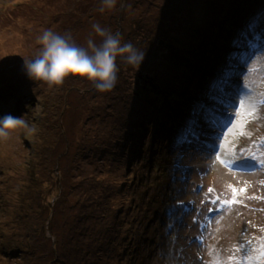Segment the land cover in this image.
Returning <instances> with one entry per match:
<instances>
[{
	"label": "rangeland",
	"instance_id": "rangeland-1",
	"mask_svg": "<svg viewBox=\"0 0 264 264\" xmlns=\"http://www.w3.org/2000/svg\"><path fill=\"white\" fill-rule=\"evenodd\" d=\"M102 7V0H0V106L15 101L20 112L14 117L34 129H17L0 141V264H44L55 239L71 249L74 232L87 236V223L99 221L111 230L110 240L99 243H109L102 264H212L217 258L247 264L243 257L255 255L264 237V170L257 161L264 160V85L258 76L248 77L252 94L244 108L247 113L255 105L257 113L240 118L237 92L246 77L235 75L218 89L213 84L229 65L227 55L244 50L226 48L252 16L264 12V0H117L113 9ZM94 23L143 51L141 63L133 67L118 57V82L108 92L69 76L60 86L33 79L29 98L18 96L28 85L24 60L38 53L45 29L71 33L86 47L90 35L101 39ZM185 29L200 38L192 46L180 41ZM168 39L173 50L179 47L175 54H166ZM187 60L201 69L196 76V69L183 67ZM166 62L182 68L181 76L170 73L167 81L176 90L184 83L183 108L196 112L182 110L184 123L159 119L161 106L148 92ZM21 77L25 84L12 91ZM202 78L203 87L197 86ZM223 104L231 105L227 112L240 127L218 125L224 132L216 140L212 126L227 113ZM142 112L149 115L142 118ZM190 120L194 134L181 142ZM175 122L181 123L176 131L170 126ZM195 143L202 153L194 151ZM49 175L51 184L42 183ZM229 186L245 192L238 203L222 206L232 199ZM65 203H77L72 216ZM52 211L53 225L64 232L54 237L47 229L42 238L40 224ZM95 234L103 236L98 229ZM68 258L74 262V254Z\"/></svg>",
	"mask_w": 264,
	"mask_h": 264
},
{
	"label": "clouds",
	"instance_id": "clouds-1",
	"mask_svg": "<svg viewBox=\"0 0 264 264\" xmlns=\"http://www.w3.org/2000/svg\"><path fill=\"white\" fill-rule=\"evenodd\" d=\"M117 0H102L104 8L113 9ZM97 41L93 36L87 39V46L78 45L71 33L63 35L45 29L38 37L41 45L34 58L24 60V69L30 79L39 80L49 86H60L69 76L82 77L91 81L100 92L111 91L118 82L119 57L127 65L138 66L144 52L131 43H122L121 36L113 34L98 23L92 25ZM25 128L27 123L18 117L5 115L0 118V141H6L17 129ZM244 142L241 143V145Z\"/></svg>",
	"mask_w": 264,
	"mask_h": 264
},
{
	"label": "trees",
	"instance_id": "trees-1",
	"mask_svg": "<svg viewBox=\"0 0 264 264\" xmlns=\"http://www.w3.org/2000/svg\"><path fill=\"white\" fill-rule=\"evenodd\" d=\"M249 1H244L242 3V8L241 10L245 7L244 4H247ZM255 7V6H254ZM254 7L250 8V9H246V10H252ZM245 11V10H244ZM185 34L181 36L182 39H180L181 42H183L184 44L188 45V46H192L193 41L200 39L197 36H195V31L193 32H189V30L185 29L184 30ZM166 39V38H165ZM163 38V41L165 40ZM189 41V43H187ZM167 44V53L168 55L171 54H175L176 51L179 49L178 46H175L176 50H173V47H170V39H168L166 41ZM194 52V51H193ZM184 64L188 70H194L196 69L197 73L195 74V76L201 71V69H199L197 66L191 64V61L187 60L184 62ZM159 65H164V73H161L160 71L156 70V75L160 76V78L157 79H153L151 81L152 83V90L148 91L151 97H155L158 100H156V106H161V112H160V118H167L168 116V120L165 121L167 122V124H169V121L172 118H176V120H181V123L186 122L183 118L185 117L183 113L181 114L180 112L182 110H185L187 113H189L188 115H191L193 112L187 111L185 108H183V101L184 99H186V95L184 94V92H182V88H183V84L181 85L179 90L173 89L172 88V83L168 82L167 79L169 78L170 73L172 75L175 74H179V76H181L183 74V72L181 71L182 68L181 67H177V70L175 71L173 66H169L168 63L166 62V64H159ZM195 71V72H196ZM190 73L186 74L185 76H189ZM155 75V76H156ZM24 78L27 79L28 81V85L25 88L19 89V95L20 97L23 98H29V94H30V85L31 83H33V79H30L29 77H27L26 75H24ZM195 78V77H194ZM18 82H16V87H10L13 90H17V88H20L21 86H23L25 84V82H22L23 79L18 78L17 79ZM191 84H193V79L190 80ZM205 82V78H202V80L197 84V86H199L201 84V87H203V84ZM0 89H2L0 87ZM24 93V94H23ZM157 94H160L159 97H156ZM17 96V97H18ZM214 97H212L213 99ZM0 103H4L3 100H0ZM210 103V102H209ZM209 103H207V107L209 106ZM3 104L0 106V118H2L5 115H18V113L20 112V110H18L19 106L16 107V102L14 101V103L9 104V108H4L2 107ZM149 107L146 106L145 107V111H147ZM158 111V109H157ZM13 115V116H14ZM149 115V113H141V117L145 118ZM172 115V116H171ZM150 120H148L149 122ZM151 122V121H150ZM159 122V121H158ZM181 123H174L173 125H170L172 130L176 131L178 129V127L181 125ZM182 130L180 131L179 134H181ZM46 179L44 180L45 182L42 183H50L51 184V180L52 177L49 175L48 177H45ZM41 183V184H42ZM44 196V195H42ZM80 200V198H78L76 200V202L78 203V201ZM77 203L72 207V204H68L65 203V211L68 215L72 216L71 212L74 210V207L76 208ZM40 209L41 207H43L42 203L40 204ZM64 207V208H65ZM48 212L44 217V219H42L43 221L41 222L40 226H41V232L43 233V235L41 236L42 238L44 237V232L48 229L49 231H51L52 235L55 236H62L64 229H61L59 225L52 223V217H53V211L51 212V215L48 217ZM93 214L88 213L87 216L90 217ZM74 216H77V213L74 214ZM104 216L102 217V219L99 218V220H103ZM55 220V217H54ZM102 223V222H101ZM100 221L98 222V224H95L94 222L91 223H87L88 228H86L88 230V235L85 236V234L80 231L79 233L74 232V235L71 238V244L72 247L70 249V247L67 249V247L65 248H60L59 246V240L55 239L54 243H51V252L49 254V257H52L50 259H48L47 261L44 262V264H102L104 260H107V253H109V250H106L107 246H109V243H107L106 245H103L102 247L99 245V243L103 240H110V236L109 234H111V230L110 227L108 228H102L99 226ZM122 227V226H121ZM95 229L100 230V234H102L103 236L100 237L101 235L99 234H95ZM78 237V238H77ZM86 237L92 238V244L88 243L86 240ZM81 238H84L81 239ZM71 254H74V262H71L69 260V255L71 256ZM106 262V261H104Z\"/></svg>",
	"mask_w": 264,
	"mask_h": 264
},
{
	"label": "snow or ice",
	"instance_id": "snow-or-ice-1",
	"mask_svg": "<svg viewBox=\"0 0 264 264\" xmlns=\"http://www.w3.org/2000/svg\"><path fill=\"white\" fill-rule=\"evenodd\" d=\"M233 46L238 49H244L242 51L233 53L229 57V65L223 73V77L213 84V89L220 88L224 83H226L231 77L235 75H244L246 78L241 85V89L237 92V96L240 97V107L235 109L237 117L243 118L245 115H255L257 113V108L254 105L253 110L245 112L244 104L245 98L250 97L252 92L249 85L253 83L248 77L258 76L259 83L264 85V12H258L252 16L246 23L245 27L240 31L238 37L233 41ZM232 61H235L233 63ZM242 66L245 71L240 73L237 71L238 67ZM260 97L264 98V92L259 94ZM264 104V100L261 101ZM235 108L233 103L232 105ZM200 107H203L202 105ZM193 115H196L194 111ZM215 120V117H213ZM231 118L228 119L226 123H231ZM219 123V121H216ZM195 125V120H190L187 126L182 130L180 135V140L183 142L188 135L194 134L193 126ZM231 131V129H229ZM217 160L222 163L225 161L221 160L220 156H217ZM231 188V186H229ZM232 190V199L227 201H220L219 203L223 205H232L238 203L237 197L243 195L245 189H235ZM211 192L212 189H209ZM255 198V197H253ZM216 203V201H213ZM203 227V225H202ZM264 232V229H261ZM256 253L255 255H245L243 259L247 264H251L253 260L257 261L258 264H264V237H261L259 241L258 248L253 249ZM232 260V258H230ZM212 264H221V261L217 258L214 259Z\"/></svg>",
	"mask_w": 264,
	"mask_h": 264
},
{
	"label": "bare ground",
	"instance_id": "bare-ground-1",
	"mask_svg": "<svg viewBox=\"0 0 264 264\" xmlns=\"http://www.w3.org/2000/svg\"><path fill=\"white\" fill-rule=\"evenodd\" d=\"M222 45V44H221ZM224 45V47H225V45L226 44H223ZM234 50V46H233V44L232 45H229V47H227L226 48V51H233ZM238 50V49H237ZM242 50V49H241ZM227 56H231V54L230 55H227ZM228 60H229V58H228ZM223 73H224V71L223 72H221L220 73V75H219V78H220V76H223ZM237 76V75H236ZM238 78V77H237ZM223 96V94H219V98H218V101L221 99V97ZM247 98H249V97H247ZM217 101V102H218ZM223 106H224V108H223V110H224V112H227V111H229L228 109L231 107V105H228V104H223ZM210 108V107H209ZM211 109V108H210ZM212 110V109H211ZM133 114H135V112L133 113ZM230 116V117H229ZM232 117V114L229 112H227L226 114H224V115H222V117L220 118V122L218 123V124H216V125H213L212 126V131L214 132H211V136H215L216 137V140H219L220 139V137H221V135L223 134V130L221 129V127L220 126H218V125H220V124H224V125H226V126H231V124L233 123L234 124V126H235V128H237V127H240L239 125H238V121L236 120V115H233V118L231 119V123H226L227 121H228V119L229 118H231ZM244 142V141H243ZM196 144V146H195V152H199V153H202V151H201V146H202V144H200V143H195ZM208 148L209 149H211V147L210 146H208ZM239 148H241V144H239ZM209 152V150H207L206 149V147L204 146V148H203V153H208ZM219 152L222 154V153H224L222 150H219ZM247 153H249V152H245V154H247ZM257 161H259L260 163H262V168H263V170H264V160H257ZM238 165H242V163H238ZM207 188L208 189H214V186H212L211 185V183L210 182H208L207 183Z\"/></svg>",
	"mask_w": 264,
	"mask_h": 264
}]
</instances>
